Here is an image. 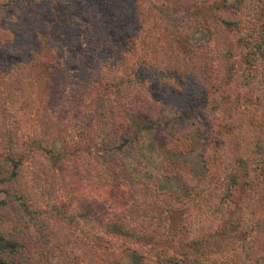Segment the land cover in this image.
Here are the masks:
<instances>
[{
  "label": "trees",
  "instance_id": "trees-1",
  "mask_svg": "<svg viewBox=\"0 0 264 264\" xmlns=\"http://www.w3.org/2000/svg\"><path fill=\"white\" fill-rule=\"evenodd\" d=\"M0 189V264H264V0H0Z\"/></svg>",
  "mask_w": 264,
  "mask_h": 264
},
{
  "label": "rangeland",
  "instance_id": "rangeland-1",
  "mask_svg": "<svg viewBox=\"0 0 264 264\" xmlns=\"http://www.w3.org/2000/svg\"><path fill=\"white\" fill-rule=\"evenodd\" d=\"M202 148H203V146L200 145L197 148L198 152H193L191 154V158L190 157L189 158L185 157L183 159L184 161L189 162L190 163V167L192 168L191 169L189 167V169H186L185 171L182 172L185 178H190L193 175L199 176L200 174L203 173L202 170H201V163H200V152L202 151ZM146 150L149 151V153H145L146 156L143 159V164L146 165L144 171L149 169V170H151L153 172H157L158 169L159 170L161 169V167L163 165L161 162L164 160V158H163V156H161L159 154L157 148H155L153 146V144L151 145L150 141H148V145H146ZM153 150L155 151L156 156L153 155ZM26 175H28L27 177H29V180H28L27 186H26V188H27L26 190L29 191L30 198L38 200L40 202L39 204L45 206V204H43V202H42V199H43L42 196L38 195L35 192V191H37V187H35L36 189L35 188L31 189V186H37L36 183L32 181V177H31L30 174L27 173ZM142 175H145V177H146L149 174H142ZM160 181L162 183V187L164 189L168 190L171 194H178L180 192L179 189H180L181 186H180V183L177 180L171 179V180H167L166 181L163 178H161ZM3 202H4V196H2L1 189H0V207H2ZM10 208H11V213L10 212L9 213L12 215V217H14L15 213H19V214L22 213L21 211L15 209V208H17V206L16 207H10ZM23 219H25V217ZM23 219H22V221H23ZM20 223H22V222L20 221ZM20 223L16 227V229H17V231L19 233L21 232V227H22V224H20ZM13 224H16V221L13 220ZM261 229H262V231H264V222L261 223ZM22 233H24V236L21 233H20V235L24 239H28V237L26 235L27 230H22ZM125 264H139L138 256L131 255L128 259H126V263Z\"/></svg>",
  "mask_w": 264,
  "mask_h": 264
}]
</instances>
